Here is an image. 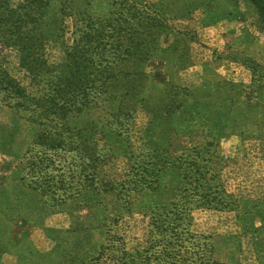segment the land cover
I'll use <instances>...</instances> for the list:
<instances>
[{"label": "rangeland", "instance_id": "obj_1", "mask_svg": "<svg viewBox=\"0 0 264 264\" xmlns=\"http://www.w3.org/2000/svg\"><path fill=\"white\" fill-rule=\"evenodd\" d=\"M139 1L165 5L168 25L180 35L175 47L172 34L162 35L160 46L169 48L167 59H151L142 65L152 82L142 95L150 99L145 107H136L126 132L116 136L98 125L92 135L107 154L97 191L79 189L75 194L74 182L70 191L57 190L54 195L36 189L37 177L48 174L57 182L62 173L66 188L69 176L80 171L78 158L73 151L52 152L36 145L41 127L33 121V112L18 108L17 97L0 92V264H119L122 259L127 264L130 258L124 252L132 255L134 264H168L158 253L160 247L148 251L149 262L134 254L148 249L154 239L147 207L167 195L160 197L163 190L128 192V205H124L119 188L130 179L131 157L150 151L148 147L166 149L168 156L177 157L206 143H213L212 149L221 157L219 179L227 194L239 202L241 217L236 218L237 211L193 208L189 230L197 236L191 241L196 246L185 244L187 253L184 249L181 253L188 257L187 264L203 263L204 249L205 256L210 255L209 264H259L254 232L263 226L257 216L264 214V87L252 86L247 67L248 60L264 67L262 41L250 33L255 11L245 0ZM68 2L72 15L65 19L67 44L78 25V14L102 19L111 9V0ZM191 2L193 8L181 10ZM174 48L176 54L170 51ZM1 53L10 73L20 79L16 54L12 50ZM47 54L54 62L63 56L55 46ZM178 56L188 63L180 67ZM170 85L188 96L180 93L174 97L178 108L155 109L152 119L148 107L168 103L158 93ZM82 114L75 121L78 127L91 119ZM44 153L52 163L46 161L48 168L38 172L36 164ZM161 177L165 185L179 179L170 172ZM244 211L249 214L242 215ZM204 242L208 246L203 247ZM257 246L263 252L264 242Z\"/></svg>", "mask_w": 264, "mask_h": 264}, {"label": "trees", "instance_id": "obj_2", "mask_svg": "<svg viewBox=\"0 0 264 264\" xmlns=\"http://www.w3.org/2000/svg\"><path fill=\"white\" fill-rule=\"evenodd\" d=\"M245 1L256 14L254 24L249 25L250 33L264 46V0ZM68 4V0H0V92L17 97L18 108L33 112V121L41 127L34 142L36 145L52 152L73 151L79 161L80 171L75 177L73 174L69 176L66 188L63 173L57 182L48 174L42 179L37 177L34 184L38 185L36 189L41 194L70 191L73 182L75 194H79V189L97 191L95 185L107 156L105 146L100 147V142L93 137L97 126L116 136L126 132V123L132 119L136 107H145L150 99L142 95L152 84L142 65L168 55L169 48L160 46L162 35L172 34L174 47L180 35L168 25L170 17L165 5L143 4L139 0H111L106 18L94 19L78 14L75 26L78 25L72 29L67 44L65 19L72 15ZM194 6L191 2L181 10H190ZM50 46L62 50L60 61L48 59ZM6 50L16 54L18 69L22 73L20 79L8 69L1 53ZM170 51L177 53L175 48ZM178 57L180 67L188 63ZM248 63L252 86L260 83L264 87V67L254 61L248 60ZM180 93L188 96L185 90L175 85L159 90L160 97L168 103L148 107L152 119L156 115L155 109L168 112L178 108L174 97ZM81 114L91 119L78 127L75 121ZM212 147L213 143H206L204 147H193L189 155L170 157L166 149L150 146V151L131 157L134 160L127 174L129 188L125 187L126 182L120 185V201L128 205V192L147 190L158 193L163 190L160 197L167 195L162 202L147 207L154 239L150 240L148 249L134 252L141 259L149 262L148 251L160 247L158 253L168 264H187L189 259L181 250L187 253L185 244L196 246L191 241L197 236L189 230L193 208L237 211L236 218L240 220L239 202L227 194L220 182L222 160ZM45 154L38 161L40 164H36L38 172L48 168V163L44 164L46 161L52 163L51 157ZM167 172L174 173L179 179L165 185L161 175ZM248 214V211L242 213L244 216ZM260 215L257 217L263 226L254 232V248L259 264H264V250L257 248V244L264 242V214ZM202 246L206 247L208 243L204 242ZM105 249L103 246L101 256ZM205 251L201 264L210 263V255L205 256ZM124 256L130 258L127 264L135 263L131 254L124 252ZM119 264H125L124 260Z\"/></svg>", "mask_w": 264, "mask_h": 264}]
</instances>
